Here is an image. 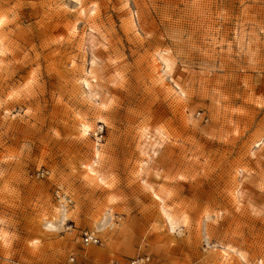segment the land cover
<instances>
[{
	"label": "rangeland",
	"instance_id": "374dc122",
	"mask_svg": "<svg viewBox=\"0 0 264 264\" xmlns=\"http://www.w3.org/2000/svg\"><path fill=\"white\" fill-rule=\"evenodd\" d=\"M143 256L264 264V0H0V264Z\"/></svg>",
	"mask_w": 264,
	"mask_h": 264
},
{
	"label": "built area",
	"instance_id": "2783aa9c",
	"mask_svg": "<svg viewBox=\"0 0 264 264\" xmlns=\"http://www.w3.org/2000/svg\"><path fill=\"white\" fill-rule=\"evenodd\" d=\"M85 242L89 244L98 245L100 244V240L93 234H86ZM126 264H154L152 258L150 256H143L134 260L129 261Z\"/></svg>",
	"mask_w": 264,
	"mask_h": 264
}]
</instances>
